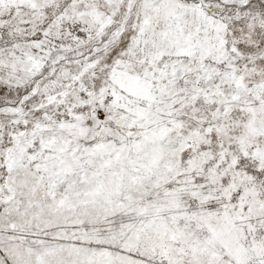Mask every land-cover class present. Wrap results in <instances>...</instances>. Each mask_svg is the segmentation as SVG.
I'll list each match as a JSON object with an SVG mask.
<instances>
[{
	"label": "snow or ice",
	"instance_id": "6c2138e0",
	"mask_svg": "<svg viewBox=\"0 0 264 264\" xmlns=\"http://www.w3.org/2000/svg\"><path fill=\"white\" fill-rule=\"evenodd\" d=\"M0 264H264V0H0Z\"/></svg>",
	"mask_w": 264,
	"mask_h": 264
}]
</instances>
